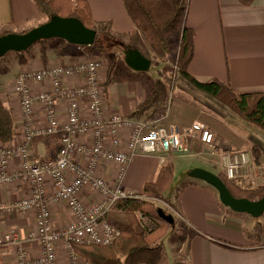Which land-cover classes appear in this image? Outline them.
<instances>
[{
  "label": "crops",
  "instance_id": "1",
  "mask_svg": "<svg viewBox=\"0 0 264 264\" xmlns=\"http://www.w3.org/2000/svg\"><path fill=\"white\" fill-rule=\"evenodd\" d=\"M87 1L95 21L109 25L118 37L129 40V34L136 30V25L130 18L123 0ZM43 17L34 0H0V33L7 29L12 32H24L43 23ZM185 25L195 31L194 56L189 64V72L193 76L200 81L217 78L237 92L264 94V0H255L250 6L242 4L239 0H189ZM44 47L48 54L47 63L42 61L39 50L33 57L28 55L27 63H21L18 59L12 62L8 59L4 68L0 69V95L14 117V139L0 145H19L24 136V115L14 89L17 75L26 70L76 62L85 58L86 50L91 51L85 47L71 46L64 40L52 41ZM138 48L145 55L139 45ZM102 67L100 80L105 90V115L116 112L129 115L144 101L156 79L151 76L150 71H137L130 80L119 76L118 80L123 82L122 88H119L116 87L119 82H106L105 65ZM182 78L177 76L178 81H175L169 93L166 110L161 119L182 128H188L198 122L213 133L212 145L219 150L242 149L252 152L253 160L249 172L260 184L264 183V137L246 121L230 118L228 108L224 104L194 89ZM63 82L67 85L83 83L82 79L76 76L65 77ZM180 84L183 86L180 87ZM31 86L34 90H41L49 88L50 83L31 82ZM160 103L165 104V100ZM59 107L60 116L65 120L66 102L61 101ZM83 108L85 115H88L85 103ZM43 121V111L39 108L37 124ZM77 139L90 145L93 136L91 133L81 134ZM185 140V146L179 150L134 156L121 180V167L113 161L102 160L97 173L112 184L121 181L124 188L141 193L145 184L156 178L160 166L165 162L174 163V180L179 168L184 165L188 172L181 183L176 185L173 197L166 201L173 214L185 223L188 231L183 239L171 235L168 245L164 248V263L264 264V213L256 217L259 218L256 225L253 220L255 217L224 205L214 187L192 177L190 171L195 167L216 172L221 169L218 162H213L211 155L201 149L204 144H209L204 143L199 135L186 136ZM125 144L126 138L123 137L119 147H125ZM29 148L34 158H49L57 154L59 139L47 135L43 138L35 137ZM73 158L77 162H86L88 154L74 153ZM20 163L19 158H14L11 161V169L19 168ZM45 185L49 191L54 190L50 177L46 178ZM30 191L31 186L26 181L1 185L0 202L26 196ZM81 198L91 206L101 197L96 190L86 186ZM52 218L55 226L63 227L72 220V214L65 203H56L52 205ZM35 227V210L1 213V231L17 229L21 236L25 237ZM27 246L31 255H40L41 247L38 242H29ZM15 249L14 245L0 247V264H15ZM61 250V260L65 264L66 253L62 248Z\"/></svg>",
  "mask_w": 264,
  "mask_h": 264
},
{
  "label": "built area",
  "instance_id": "2",
  "mask_svg": "<svg viewBox=\"0 0 264 264\" xmlns=\"http://www.w3.org/2000/svg\"><path fill=\"white\" fill-rule=\"evenodd\" d=\"M102 66L99 59L84 58L72 63L26 70L14 80V89L24 115V136L19 145H0V186L26 181L31 191L29 195L13 201L0 202V217L4 211L35 210L36 221L35 229L25 237L17 229L0 230V247L17 246L15 264H63L61 248L66 253L65 264H82L85 260L76 252L75 245H107L121 235V230L105 215L120 199L144 196L124 188L121 181L112 184L99 176L97 170L102 160L120 165L121 180L134 156L182 149L186 136L199 135L204 143L215 149L212 145L213 133L198 122L182 128L163 119L151 124L142 118L118 112L105 115V90L100 80ZM68 76L80 77L83 83L67 85L63 79ZM31 82H49L50 87L34 90ZM61 101L66 102L65 120L60 116ZM84 103L88 115L84 113ZM39 108L43 111L44 121L41 124H37ZM87 133L93 136L90 145L77 139L78 135ZM53 134L60 135V149L56 156L34 158L29 148L32 140ZM123 137L126 144L121 148ZM74 153H87V161H75ZM14 158H19L21 162L17 169H11ZM252 160L253 154L248 150H225L220 155L219 165L229 180L243 187L255 188L260 183L249 172ZM47 177L53 182V191L45 185ZM86 186L96 190L101 197L91 206L81 198ZM56 203H65L72 214V220L63 227L53 223L52 205ZM34 241L39 243L41 253L31 258L27 244Z\"/></svg>",
  "mask_w": 264,
  "mask_h": 264
},
{
  "label": "trees",
  "instance_id": "3",
  "mask_svg": "<svg viewBox=\"0 0 264 264\" xmlns=\"http://www.w3.org/2000/svg\"><path fill=\"white\" fill-rule=\"evenodd\" d=\"M46 21L52 16L79 18L86 26L97 31L92 45L83 46L70 43L76 47L94 49L111 55L112 62L108 68L106 82L113 78L114 67L118 63L115 52L138 48L141 36L161 61L173 55L172 39L179 36V50L172 70L160 71L141 103L131 111L129 116L142 118L155 114L159 102L168 98L178 75L182 76L194 89L205 93L229 109V116L249 123L264 137V94L261 92L241 93L217 78L200 81L189 72V64L194 56L195 31L185 25L189 0H123L125 8L136 25V30L129 34V40L118 37L109 25L95 21L87 0H34ZM250 6L255 0H239ZM28 31V30H26ZM24 31V32H26ZM12 32L4 30L0 35ZM41 41V40H39ZM28 50V49H27ZM27 50L16 52L18 61L27 63ZM44 63L48 62L47 50L40 48ZM164 113V111H163ZM148 117H154L153 115ZM155 118V117H154ZM59 139V134L47 135ZM46 136H39L43 138ZM14 139V117L5 106L0 95V143L5 144ZM60 149V144L58 151ZM51 156L49 158L55 157ZM236 197L259 200L264 196V183L255 188L242 187L229 180L223 171L217 172ZM175 176V165L172 161L160 166L156 178L147 182L140 195L143 198H126L116 201L105 215V218L121 230V235L107 245H75V250L88 264H165L163 238L176 235L178 239L188 231L185 223L174 215V222L160 213L169 214L153 199H164L165 193L172 186ZM166 201V199H165Z\"/></svg>",
  "mask_w": 264,
  "mask_h": 264
},
{
  "label": "water",
  "instance_id": "4",
  "mask_svg": "<svg viewBox=\"0 0 264 264\" xmlns=\"http://www.w3.org/2000/svg\"><path fill=\"white\" fill-rule=\"evenodd\" d=\"M96 36L97 31L86 26L79 18L54 15L50 20L26 32H10L0 35V57L9 51H25L42 39L58 37L73 44L88 46L95 42ZM126 57L127 64L140 71H147L152 62L150 58L142 54L139 48L126 51ZM190 175L214 187L219 194L220 201L234 211L245 212L255 218L264 213V196L259 200L236 197L218 173L203 167L193 168ZM160 213L169 221L174 222L172 213L166 214L163 209H160Z\"/></svg>",
  "mask_w": 264,
  "mask_h": 264
},
{
  "label": "rangeland",
  "instance_id": "5",
  "mask_svg": "<svg viewBox=\"0 0 264 264\" xmlns=\"http://www.w3.org/2000/svg\"><path fill=\"white\" fill-rule=\"evenodd\" d=\"M45 20H46V16L44 15L42 21L44 22ZM55 39H57V40H55ZM52 41H54V42L55 41H60V39H58V37H54V38L42 39L41 41H37L35 44H33V46H31L30 48H28L27 54L29 56H32L33 57L34 55H36L38 53V51L40 50V48L42 46H46V45L50 44ZM139 46L144 51V54L148 58H150L151 61H152L151 62V65H150V68L147 70V71H150L151 76L157 78L156 75L159 76L161 70L162 71H165V69L172 70L175 67V58H176L177 53H178V50H179V36L178 35H174L173 36V39H172L173 55H172L171 58L167 59L166 61H161V60L158 59V57L156 56L155 52L151 49V47L149 46V44L147 43V41L145 40V38L143 36H141V38L139 40ZM115 54L118 57V63H117V66L114 67V70H113L114 71L113 72V78H112V80L110 82H112V83L119 82V83L116 84V87L122 88V86H123L122 83L123 82H120V80H118V77L119 76H124L126 79L130 80V79H132L135 76L136 72L137 71H140V70H135V69H133L132 67H130L127 64L126 52H123L121 50H118L117 52H115ZM85 58H92V59H99V60H101L102 63H103V65H105L104 68L106 69V72H105V76H106V73H108V68H109V66H110V64L112 62V58H111V55L110 54L103 53L101 51H96L94 49H91V51L90 50H86ZM8 59H10L12 62H15L18 59L16 51H9L8 53H6L5 55H3V56L0 57V69L4 68L3 66L6 65L5 64V61L8 60ZM155 70L157 72H155ZM154 74H156V75H154ZM149 79H151V78H149ZM177 81H178V79L176 80V82ZM179 82L184 83V81H182V80H179ZM179 86L181 87L183 85L180 84ZM177 89H179V88H177ZM167 100L168 99L165 100V104L164 103L162 104V103L159 102L160 104L157 105L158 110L155 112V114H147L144 117H142L141 120H143V121H145L147 123H151V124L158 123V120L157 119L160 120L161 119V115L163 114V111L166 110V104L168 103ZM151 115H153L155 118L154 117H148V116H151ZM228 115H229V109H228ZM230 118H232V117H230ZM234 119H236V118H234ZM204 145L202 146L201 149L206 150V152L211 155L210 157H211L212 161L213 162H218V166H219L220 155L225 150L224 149L219 150L218 147H215V149H214L210 145H208V146L207 145L204 146ZM198 149H199V147H198ZM186 168L187 167H185L184 165H183L182 168L181 167L179 168L178 175H177L176 179L174 180L172 186L165 193L164 199H153V201H155L156 204H158L160 207L164 208L167 212H170L172 214H173V212L171 211L172 209L170 208L169 203L167 201H165V199L166 200H170L168 198H172L173 197V191H174L176 185L179 184V183H181L182 179L184 178V176L188 172ZM219 168H220V166H219ZM214 172H216V170H214ZM19 198H21V197H19ZM16 199H18V198H16ZM258 219L259 218H253V220L255 221L256 225H257ZM170 239H171V236L170 235L165 236L163 238L164 247H166L168 245V242L170 241ZM12 245H14V244H12ZM14 246L16 248L15 250H16V255H17V246L16 245H14ZM28 254L31 256V258L34 257L33 255H31V253L28 252ZM79 256L82 257L80 254H79ZM65 263H67V257H66ZM82 264H88V263L85 260V262H83Z\"/></svg>",
  "mask_w": 264,
  "mask_h": 264
}]
</instances>
